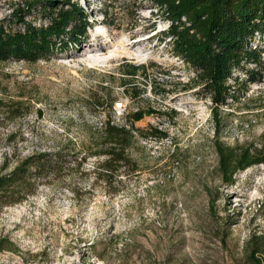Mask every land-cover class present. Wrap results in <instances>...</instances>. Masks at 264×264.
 <instances>
[{
	"label": "rangeland",
	"instance_id": "1",
	"mask_svg": "<svg viewBox=\"0 0 264 264\" xmlns=\"http://www.w3.org/2000/svg\"><path fill=\"white\" fill-rule=\"evenodd\" d=\"M17 2L0 0V18ZM79 4L94 14L82 47L35 63L0 64V100H21L29 108L13 122L0 113V166L12 168L67 140L78 158L86 157L80 170L72 164L70 172L45 178L26 201L0 211V237L16 247L0 252V264H245L249 235L264 230V163L237 173L234 186L222 185L211 103L197 86L185 87L194 73L160 36L167 23L154 0ZM120 42L125 53L104 65L86 63L107 58ZM254 45L263 48L264 37ZM136 51L146 59L136 60ZM124 64L147 66L148 84L138 77L137 87L122 86L118 69ZM131 88L142 90L138 99L125 94ZM237 96V103L218 111L219 139L228 147L257 144L264 130V78ZM119 102L121 115L113 109ZM148 108L158 114L135 127L146 135L156 128L166 137L137 135L130 151L136 172L121 169L106 188L94 173L103 157L88 156L89 146L109 117L124 124L126 112Z\"/></svg>",
	"mask_w": 264,
	"mask_h": 264
},
{
	"label": "trees",
	"instance_id": "2",
	"mask_svg": "<svg viewBox=\"0 0 264 264\" xmlns=\"http://www.w3.org/2000/svg\"><path fill=\"white\" fill-rule=\"evenodd\" d=\"M79 1L20 0L12 4L8 14L0 18V64L10 61L35 63L55 52L82 47L89 37L88 30L93 24L90 18L94 14L81 7ZM154 2L157 12L167 23L166 31L160 36L168 39L172 54L194 73L185 87L197 86L201 97L211 103L217 134L212 143L217 158L216 173L222 185L232 187L237 173L264 163V130L257 144L234 147L220 141L218 130L219 109L237 103V92L245 96L250 84L263 82L264 47L258 48L254 41L256 37H264V0ZM118 70L121 85L126 88L137 87L138 77L142 78V84H148L145 65L124 64ZM131 90L127 89L125 94L132 100L138 99L142 90ZM28 110L21 100H0V113L7 121H15ZM151 114L158 112L152 108L126 112L122 116L124 124L115 123L111 117L105 120L88 148V156L103 157L94 167L97 182L109 189L121 169L136 172L130 151L137 135L141 138L166 137L156 128H150L146 135L135 127V122ZM74 151L73 143L67 140L56 150L25 156L12 168L4 162L0 166V211L26 201L45 178L70 172L72 164L80 170L86 157L78 158ZM228 225L230 223L226 231ZM15 249L9 238L0 237V252ZM244 251L245 264H264V230L249 235Z\"/></svg>",
	"mask_w": 264,
	"mask_h": 264
},
{
	"label": "bare ground",
	"instance_id": "3",
	"mask_svg": "<svg viewBox=\"0 0 264 264\" xmlns=\"http://www.w3.org/2000/svg\"><path fill=\"white\" fill-rule=\"evenodd\" d=\"M112 49L109 50L108 54H107V58L106 57H91V58H87L86 63L89 65H97V64H103L106 63V59L111 58V57H116L117 55H119L120 53H125V49H124V45L122 44V42H120L119 44H114L111 46ZM134 52V51H133ZM129 53V52H128ZM96 55V54H95ZM132 56V55H131ZM134 57L136 60L138 61H142L144 59H146V55L145 53L143 54L140 51H136L134 54ZM104 65V64H103Z\"/></svg>",
	"mask_w": 264,
	"mask_h": 264
},
{
	"label": "built area",
	"instance_id": "4",
	"mask_svg": "<svg viewBox=\"0 0 264 264\" xmlns=\"http://www.w3.org/2000/svg\"><path fill=\"white\" fill-rule=\"evenodd\" d=\"M113 109L117 115H121L122 112L124 111V106H123L122 102H119V103L114 104Z\"/></svg>",
	"mask_w": 264,
	"mask_h": 264
}]
</instances>
